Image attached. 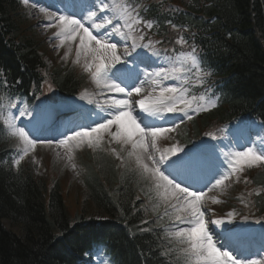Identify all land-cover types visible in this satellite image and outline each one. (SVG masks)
<instances>
[{"label":"trees","instance_id":"16d2710c","mask_svg":"<svg viewBox=\"0 0 264 264\" xmlns=\"http://www.w3.org/2000/svg\"><path fill=\"white\" fill-rule=\"evenodd\" d=\"M137 3L140 15L154 22L149 35L153 42H160L168 52L195 46L205 67L220 78L216 85L224 86L212 90L219 99L218 109L191 124L196 136L202 130L206 134L218 132L223 122L243 116L264 122V0ZM181 36L188 42L183 46L176 43ZM40 50L38 35L23 5L18 0H0V76L17 90L39 86L48 72ZM208 80L207 85L214 79L210 76ZM83 82L75 70L62 74L60 69L54 70L53 84L60 94L75 93ZM1 128L0 264H74L93 242L109 246L118 264H183L177 244L165 234L139 236L140 227L154 224H143L150 211L140 195L156 203L149 183L130 165L122 167L112 155L87 156L83 180L87 194L81 210L70 214L60 183L50 181L52 187L46 192V181L36 177L32 164L14 172L13 151ZM185 135L188 141V131ZM249 184L261 191L252 198L256 210L264 213V170ZM91 208L104 214L105 220L91 218ZM58 232L61 236L56 237Z\"/></svg>","mask_w":264,"mask_h":264},{"label":"snow or ice","instance_id":"6c2138e0","mask_svg":"<svg viewBox=\"0 0 264 264\" xmlns=\"http://www.w3.org/2000/svg\"><path fill=\"white\" fill-rule=\"evenodd\" d=\"M28 2L24 0V3ZM140 7L137 0H126L121 5L98 0V4L84 7L79 13H61L57 16L40 9L50 21L45 27L57 29L54 36L59 40L58 47L68 45L63 59H68L75 43L74 63L80 64L83 59L84 70L90 74L99 90L98 94L105 97L101 105L105 115L94 121L93 125L69 127L61 138L54 140L30 138L28 132L17 127V117L10 113L0 117L8 135L25 145L13 164L19 166L30 151H35L37 143L48 146L55 143L57 148L65 150L71 161L74 149L87 145L95 150L107 136L109 144L120 145L119 151L116 148L111 151L122 162L124 157L120 153L130 146L127 157L134 160L136 173L151 185L158 198L164 200L165 216L173 223L185 225L166 230L170 240L185 245L180 249L183 264H264V258H247L229 244L220 243L210 225L220 227L226 221L212 219L209 215L211 210L204 204L208 192L226 188V181L233 176L239 180L238 174L246 167L250 169L264 165V140L259 147H247L246 150L230 153L226 157L227 168L217 170L212 180L204 183V187H198L206 180L204 161L195 152H184L176 145L165 149L158 147V141L167 138L166 134L174 132L185 120H192L201 111L215 108L217 102L207 91L189 98L191 88L203 86L205 78L211 75L202 66L195 46L191 47V51H181L178 55L167 57L168 66L160 64L152 71L140 69L137 63L139 54L131 66L127 59L118 55V42L113 39L115 36L127 45L125 57L136 52L137 48L152 51L154 56L160 55L153 51L151 38H148V43H143L147 36L143 29L152 30L154 22L140 15ZM168 23L172 24L171 21ZM172 27L178 29L175 24ZM128 41H131L130 45ZM176 43L183 46L188 42L181 36ZM168 80L179 83L165 84L164 81ZM134 96L139 99H133ZM5 107L17 108V102L9 99ZM169 113L173 115L168 116ZM18 115L30 117L32 113L25 106L18 110ZM145 115L163 123L145 122ZM212 138L215 139L214 136ZM181 152L183 155L178 154ZM255 195L259 196L260 192ZM173 200L175 203L171 202ZM212 202L220 203L215 198H212ZM168 207L171 208L170 212L167 211ZM234 215V212L227 213V223L232 222Z\"/></svg>","mask_w":264,"mask_h":264},{"label":"rangeland","instance_id":"374dc122","mask_svg":"<svg viewBox=\"0 0 264 264\" xmlns=\"http://www.w3.org/2000/svg\"><path fill=\"white\" fill-rule=\"evenodd\" d=\"M68 1L69 2L71 1L72 4L69 5V2L67 1L61 2L59 0H29V2L26 5L31 14V18H32L31 23L32 25L36 26V29L40 36L39 39L41 40V54L44 56V59L52 60L54 62L53 64L55 65V67H61L64 70L70 67L78 68L79 71H82V73L87 77L85 81H87L91 87L96 88V85L92 81L90 74L86 72L82 66L83 59L81 60L80 64L74 63L75 47H76L75 43L72 44V52L69 54L68 59L67 60L63 59L68 45H65L64 47H58L59 40H57L54 36V33L57 31V29L52 28V27H45V25L49 24L50 21L47 20L45 18L44 13L40 11L41 8L45 9L48 13H55L58 16L61 13H73V12L79 13L81 10H78L77 12L75 10V7L84 8V7H88L91 5V4H87L85 1L81 2L80 0H68ZM114 1L115 0H109V3L114 4V5H121L124 3L122 0H118L116 2ZM145 32L147 33V31ZM113 39L118 42V55H119L120 52L125 51L124 49V46H126L125 42L120 40L118 36L113 37ZM143 60L146 61L145 59ZM86 97H91V95L87 94ZM23 118L24 117H18L15 120L17 127L22 128L21 123L23 122L22 120ZM159 122L163 123V121H160V120ZM159 122L155 121L156 124H160ZM231 137L233 141L230 140V142H228L229 145H231L234 141L241 140L243 138L242 133L231 134ZM30 138H32L31 135H30ZM104 142L106 143V145L104 146V148H102L103 151L106 150L109 154L110 153L113 154V152L111 151L112 148H116L117 151L120 150L119 145L115 143L109 144V138L104 140ZM172 144L178 145L176 140L168 141V139L166 138H161L158 141V147L161 149L170 148L169 145H172ZM43 145L44 146L40 148L39 150L36 149L35 151H30L28 156H26V157L31 158L38 167L36 171V177L38 179H42L46 181V192L50 191L52 187V185L50 184V181L60 183V186H59L60 194L64 195V199L67 201V204H65L67 209L70 210L72 213H78L81 210V205H83L84 198L86 197V194H87L85 191L86 189H85L84 181H83L85 177L84 171L79 165V162H81L82 160V158L79 160V154L83 153L85 148H88L87 145L82 146L80 149H74L72 153L73 159L71 161L68 160V155L64 149L57 148L55 144L54 146H48L45 144ZM88 149L93 150L91 148H88ZM130 150H131L130 146H128L124 149L123 152L120 153V155L124 157V162L125 161L128 162L130 166L135 169L136 166H135L134 160H129L127 157V153ZM226 163H227V160H226ZM53 165L57 167H54ZM218 165L219 167H221V164L219 162H218ZM225 168L226 167H221L220 169L222 171ZM216 171L217 169L215 168V166L213 164H209L205 170V174L209 178H212V175ZM239 177H240V174H239ZM229 182L230 183L228 184L226 183L227 185L226 188L215 189L212 192H209V195H207L204 199L205 207L211 210L209 215L211 216L212 219H216V215L218 213L219 214L223 213V211L226 209V205H230V203L232 202V199H233L231 197L232 190L230 189L232 182L231 180H229ZM212 198H215L216 200L220 201V203H213ZM160 200H162V202L164 203V206H162L163 208L160 210L158 214L153 213L154 220L160 219L161 217H165L166 204L162 198H160ZM171 202L175 203L174 200ZM240 209L242 208L239 207V210ZM167 211L170 212L171 208L168 207ZM90 214H91L90 217L95 220H101L105 218L104 214H102L95 208L90 209ZM158 215H159V218H158ZM243 220H246V219H243ZM246 221L251 222L250 220H246ZM4 225L7 228L10 227V225L7 226V223ZM184 226L185 225L179 224V222L173 223L172 221H170L169 223L165 224L164 228L166 230H169V229H178ZM14 229L15 231H17L16 228ZM211 229L214 231L213 227ZM172 241L178 244L180 249L185 247V245H182L175 240H172ZM263 257H264V253H260L256 255L255 259L263 258Z\"/></svg>","mask_w":264,"mask_h":264},{"label":"bare ground","instance_id":"6f19581e","mask_svg":"<svg viewBox=\"0 0 264 264\" xmlns=\"http://www.w3.org/2000/svg\"><path fill=\"white\" fill-rule=\"evenodd\" d=\"M110 95H113V94H110ZM101 98L105 99L104 96H102ZM134 99H139V97H135ZM53 113H54L53 111L47 110L48 116L54 117V118H59L65 122H67V120L63 119V117H61V116L52 115ZM67 114H69L71 118H73L77 115V113H75V112H67ZM45 122H48V124H50L51 120L48 119ZM67 123H69L70 125L83 126L81 123H74L73 121L67 122ZM165 217H166V219H168L167 216H165ZM138 221L139 220H137L135 222H138ZM150 221L154 222V224L150 227H140L139 229L141 230L142 234H140L139 236L146 235L148 237H151L149 234L150 232L157 234V235H159L161 232V233L165 234L166 238L169 241H172L167 236V231L164 228L165 224H166L164 219L154 220L153 218H151ZM4 224H6V223H4ZM7 226H9L8 223H7ZM55 236L56 237L61 236V233L58 232ZM108 260H114V261L118 262L114 252L111 251V248L109 246H103L100 242H93L89 245V247H86L84 250H82L80 252L79 256H77V259L74 260V264H103L105 261H108Z\"/></svg>","mask_w":264,"mask_h":264}]
</instances>
